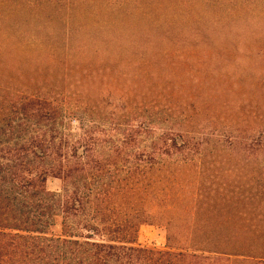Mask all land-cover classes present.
I'll return each mask as SVG.
<instances>
[{
	"label": "rangeland",
	"instance_id": "1",
	"mask_svg": "<svg viewBox=\"0 0 264 264\" xmlns=\"http://www.w3.org/2000/svg\"><path fill=\"white\" fill-rule=\"evenodd\" d=\"M0 89V109L7 89L65 91L55 102L88 140H116L127 122L153 118L156 134L201 144L203 185L232 210L221 219L264 226V200L249 202L264 191V0H0ZM174 175L194 188L193 176ZM137 245L171 246L159 225L142 226Z\"/></svg>",
	"mask_w": 264,
	"mask_h": 264
},
{
	"label": "trees",
	"instance_id": "2",
	"mask_svg": "<svg viewBox=\"0 0 264 264\" xmlns=\"http://www.w3.org/2000/svg\"><path fill=\"white\" fill-rule=\"evenodd\" d=\"M16 78L37 86V77ZM90 78L86 72L77 82ZM6 91L11 93L0 109V264H264V226L218 216L232 210H219L217 188L203 185L201 144L156 134L153 118L127 122L116 140H88L73 134L55 102L66 101L65 91ZM130 117L125 112L124 119ZM175 157L183 159L174 172ZM174 174L193 176L194 188ZM49 180L61 189L50 190ZM261 200L264 191L249 194V202ZM144 225L166 230L167 251L137 245Z\"/></svg>",
	"mask_w": 264,
	"mask_h": 264
}]
</instances>
